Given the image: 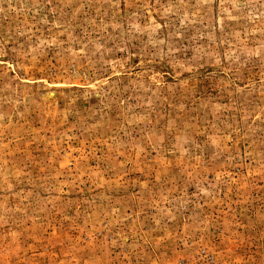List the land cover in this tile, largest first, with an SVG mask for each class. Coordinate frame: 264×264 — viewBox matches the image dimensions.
<instances>
[{"label":"rangeland","instance_id":"1","mask_svg":"<svg viewBox=\"0 0 264 264\" xmlns=\"http://www.w3.org/2000/svg\"><path fill=\"white\" fill-rule=\"evenodd\" d=\"M0 264H264V0H0Z\"/></svg>","mask_w":264,"mask_h":264}]
</instances>
